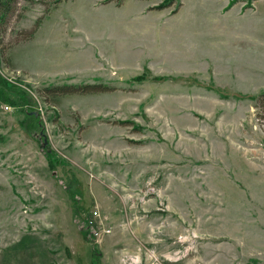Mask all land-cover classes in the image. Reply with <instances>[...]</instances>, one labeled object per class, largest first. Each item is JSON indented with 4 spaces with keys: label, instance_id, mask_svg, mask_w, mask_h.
<instances>
[{
    "label": "rangeland",
    "instance_id": "obj_1",
    "mask_svg": "<svg viewBox=\"0 0 264 264\" xmlns=\"http://www.w3.org/2000/svg\"><path fill=\"white\" fill-rule=\"evenodd\" d=\"M55 1L0 45V264H264V0Z\"/></svg>",
    "mask_w": 264,
    "mask_h": 264
},
{
    "label": "trees",
    "instance_id": "obj_2",
    "mask_svg": "<svg viewBox=\"0 0 264 264\" xmlns=\"http://www.w3.org/2000/svg\"><path fill=\"white\" fill-rule=\"evenodd\" d=\"M22 1H25L26 3H29L31 0H0V45L3 42L4 36L7 34V32L9 31V28L11 27L12 23H14L16 20L19 19V17L21 16L20 11H21V3ZM64 0H56L55 3L59 4ZM107 1H120V0H107ZM166 2V1H165ZM169 3H163L162 5H159L157 8L159 10H162L164 8H166ZM41 21L39 20L37 22L36 28L31 31L28 34V38L26 40H31L35 33L37 28L39 27ZM139 80V79H138ZM10 90H15L14 87L12 85H10L9 83L5 82L3 79L0 78V95L2 93H4L5 91H7V89ZM104 93V92H109V88L105 87V86H101V85H80V86H63V87H50L45 89L44 91H42V93L48 94L52 97H57V96H62V95H68V94H97V93ZM19 96V98L21 100H25L29 102V99L27 97V94H17ZM257 101L261 102V104L264 102V92L261 93L258 97H257ZM16 105V103H13ZM31 118H37L35 116L32 117H28V119ZM38 124V123H36ZM23 125H25V123H23ZM39 126V124H38ZM57 159V157L52 153V154H47V161H48V166L49 168L54 171L56 166L55 164L59 163L60 160ZM58 161V162H57ZM79 182V183H78ZM71 184L78 186L80 184V181L77 180L75 177H73L71 179ZM79 192V191H78ZM67 193L69 196V199L71 200L72 204H73V214H74V219L80 217V215H82V211L84 207H81V201H78L75 197L77 196L75 191H72L71 188H67ZM76 220V219H75ZM86 224L88 225V222H86ZM91 228V227H90ZM90 233V231H85L82 229V234L84 235H88ZM94 244V243H93ZM94 249L96 248L97 250V245L94 244ZM92 264H100V254L94 255V260H92Z\"/></svg>",
    "mask_w": 264,
    "mask_h": 264
},
{
    "label": "water",
    "instance_id": "obj_3",
    "mask_svg": "<svg viewBox=\"0 0 264 264\" xmlns=\"http://www.w3.org/2000/svg\"><path fill=\"white\" fill-rule=\"evenodd\" d=\"M46 145H48V141H47V140H45V146H46Z\"/></svg>",
    "mask_w": 264,
    "mask_h": 264
},
{
    "label": "built area",
    "instance_id": "obj_4",
    "mask_svg": "<svg viewBox=\"0 0 264 264\" xmlns=\"http://www.w3.org/2000/svg\"><path fill=\"white\" fill-rule=\"evenodd\" d=\"M90 224H91V225L93 224L92 221L90 222Z\"/></svg>",
    "mask_w": 264,
    "mask_h": 264
},
{
    "label": "crops",
    "instance_id": "obj_5",
    "mask_svg": "<svg viewBox=\"0 0 264 264\" xmlns=\"http://www.w3.org/2000/svg\"><path fill=\"white\" fill-rule=\"evenodd\" d=\"M100 255L102 256V254L100 253ZM100 261H101V259H100Z\"/></svg>",
    "mask_w": 264,
    "mask_h": 264
}]
</instances>
